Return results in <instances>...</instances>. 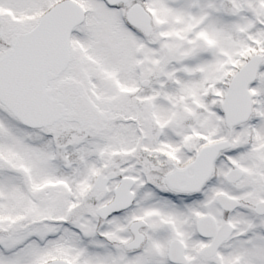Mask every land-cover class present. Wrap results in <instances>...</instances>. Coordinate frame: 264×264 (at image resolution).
Returning <instances> with one entry per match:
<instances>
[{
	"label": "snow or ice",
	"instance_id": "obj_1",
	"mask_svg": "<svg viewBox=\"0 0 264 264\" xmlns=\"http://www.w3.org/2000/svg\"><path fill=\"white\" fill-rule=\"evenodd\" d=\"M0 264H264V0H0Z\"/></svg>",
	"mask_w": 264,
	"mask_h": 264
}]
</instances>
